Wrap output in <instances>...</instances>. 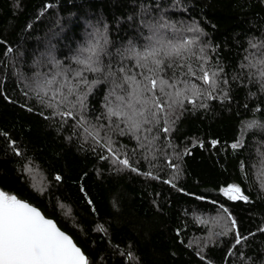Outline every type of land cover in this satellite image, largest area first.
<instances>
[{
  "label": "trees",
  "instance_id": "1",
  "mask_svg": "<svg viewBox=\"0 0 264 264\" xmlns=\"http://www.w3.org/2000/svg\"><path fill=\"white\" fill-rule=\"evenodd\" d=\"M154 33L192 43L161 74L176 81L156 90L163 111L130 130L108 107L128 111L118 69L142 81L126 50ZM90 45L101 73L72 59ZM76 71L101 83L69 94ZM262 72L264 0H0V190L53 219L87 264H264Z\"/></svg>",
  "mask_w": 264,
  "mask_h": 264
},
{
  "label": "snow or ice",
  "instance_id": "2",
  "mask_svg": "<svg viewBox=\"0 0 264 264\" xmlns=\"http://www.w3.org/2000/svg\"><path fill=\"white\" fill-rule=\"evenodd\" d=\"M191 30L189 29V31ZM151 39H154L155 42L145 46L143 50H136L134 47H129L126 50L129 58H136L137 67L146 69L148 74H143L142 81L137 79L135 73L129 75L124 67L118 69L119 72L124 73V76L123 84H118L116 87L123 88L124 85H128L132 89L127 93V98L125 96L117 97L119 101L126 100L124 107L128 111L122 110L120 105L115 108L108 107L109 116L124 117L129 124L130 130L140 129L142 123L148 122L147 116L155 117V113L151 111V106L154 105L163 111L160 101L155 95L156 90L159 89L160 93L163 94L165 86L172 88L176 81L172 80V78L164 79L161 74L166 75V69L174 67L172 63H169V60L182 57L183 51L192 43L191 40L187 39L173 43L172 40L164 37L156 38L155 33ZM8 51L10 52L11 49L9 48ZM84 53H87V55L84 56ZM98 58L99 53L95 45L82 48L79 54L72 57L75 63L84 66L83 71L101 73L102 68L96 66ZM56 63L59 65L60 62L57 61ZM176 67L180 66L177 65ZM189 72L194 75L191 68H189ZM108 75L112 76L115 73L109 71ZM216 75L215 72L211 76L208 72H204L203 76L198 77V79H203L205 83L215 85L214 78ZM261 75L264 76V72ZM74 76L78 78V82L73 85L72 81H68L69 94L79 84L86 85L90 92L94 85L101 83L99 80L89 82L86 78H83L82 71H76ZM47 83L50 84L52 81L49 80ZM145 93H152L153 95L145 97ZM176 95L180 96L181 93L177 91ZM80 103L83 106V98ZM175 103L177 101L173 100L172 104ZM138 105L140 107H137ZM66 115L72 116L73 113L68 112ZM138 117H142L143 120L138 119ZM249 126L251 127L252 125L249 124ZM164 131H168V129H164ZM215 143L213 141V144ZM238 146L239 142L232 145L233 148ZM109 151H112L111 147H109ZM104 158L101 157V159ZM119 163L125 167H131L127 159L121 160ZM132 170L135 171L136 169ZM146 175H149V173H146ZM56 179L59 180L60 177L57 176ZM223 191L225 195L229 192L236 193V195L232 196L233 199H248L236 185H229ZM235 224L236 222L233 219V227H235ZM237 243H239V237ZM0 264H87V261L81 250L71 242L70 238L60 232L53 222L43 217L36 208L25 201L19 200L15 195H7L0 192Z\"/></svg>",
  "mask_w": 264,
  "mask_h": 264
},
{
  "label": "water",
  "instance_id": "3",
  "mask_svg": "<svg viewBox=\"0 0 264 264\" xmlns=\"http://www.w3.org/2000/svg\"><path fill=\"white\" fill-rule=\"evenodd\" d=\"M0 192H2L1 190H0ZM4 193V192H3ZM19 200H21V199H19ZM22 201H24V200H22ZM26 202V201H25ZM28 203V202H27ZM28 204H30V203H28ZM31 205V204H30ZM32 207H34V208H36L40 213H41V215L43 216V217H45L44 215H43V213L37 208V207H35V206H33V205H31ZM47 220H50V221H52L53 222V224L55 225V227L60 231V232H62V233H64L65 235H67L69 238H70V240H71V242L76 246V247H78L77 245H76V243L74 242V240L72 239V237L70 236V235H68L66 232H64V231H62L58 226H57V224H56V222L53 220V219H51V218H47V217H45ZM80 250H81V248L80 247H78ZM81 252H82V250H81ZM83 253V252H82ZM83 255H84V253H83ZM85 256V255H84ZM85 258H86V256H85Z\"/></svg>",
  "mask_w": 264,
  "mask_h": 264
},
{
  "label": "rangeland",
  "instance_id": "4",
  "mask_svg": "<svg viewBox=\"0 0 264 264\" xmlns=\"http://www.w3.org/2000/svg\"><path fill=\"white\" fill-rule=\"evenodd\" d=\"M208 86H210V87H216V83H215V85H213L212 83L211 84H208ZM97 132V131H96ZM89 134L90 135H92L91 133H90V131H89ZM36 178V177H35ZM35 180V179H34ZM35 182H36V180H35ZM37 182L39 183L40 181L37 179ZM228 188V187H227ZM227 188H224L223 190H226ZM222 190V191H223ZM224 192V191H223ZM225 193V192H224ZM234 195H236V193H233V192H229L228 194H227V196H229V197H231L232 198V196H234Z\"/></svg>",
  "mask_w": 264,
  "mask_h": 264
}]
</instances>
